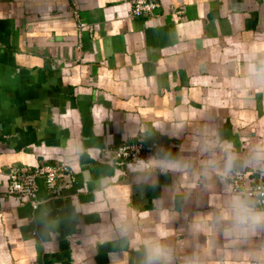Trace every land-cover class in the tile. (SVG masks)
<instances>
[{
  "label": "crops",
  "instance_id": "crops-1",
  "mask_svg": "<svg viewBox=\"0 0 264 264\" xmlns=\"http://www.w3.org/2000/svg\"><path fill=\"white\" fill-rule=\"evenodd\" d=\"M133 1L0 0V264H145L157 234L173 264H264V226L227 238L216 221L231 177L264 170V0L139 18ZM140 141L143 161L186 167L110 162ZM62 162L73 183L40 182L37 207L8 194L14 169Z\"/></svg>",
  "mask_w": 264,
  "mask_h": 264
},
{
  "label": "built area",
  "instance_id": "built-area-1",
  "mask_svg": "<svg viewBox=\"0 0 264 264\" xmlns=\"http://www.w3.org/2000/svg\"><path fill=\"white\" fill-rule=\"evenodd\" d=\"M158 7V0H134V17H142L152 12ZM0 128V139L2 137ZM151 146L137 142L133 144H124L117 148L109 149V160L115 166H124L138 163L143 160L146 150ZM73 177L70 166L66 162L57 164H44L37 168L14 169L9 175L8 194L15 196L25 202H30L34 207L38 205V192L40 182H43L46 188L53 193L60 188H67L73 183ZM234 191L247 190L252 194L257 206L264 204V170L251 173H236L231 177Z\"/></svg>",
  "mask_w": 264,
  "mask_h": 264
},
{
  "label": "clouds",
  "instance_id": "clouds-1",
  "mask_svg": "<svg viewBox=\"0 0 264 264\" xmlns=\"http://www.w3.org/2000/svg\"><path fill=\"white\" fill-rule=\"evenodd\" d=\"M253 71L264 74V65L253 68ZM264 158V148L257 150L256 159ZM235 162L234 154H229L225 160L222 175H227ZM214 164V162H212ZM138 170L151 173L159 168L161 171L180 170L186 165L178 159L162 156L160 159L150 158L147 162L141 160L136 165ZM227 195L216 216L218 224L223 226L224 236L227 238L251 237L256 234V229L264 226V204L256 206V201L247 190L233 192L225 189ZM145 252V264H173V251L163 242L159 234L147 236L139 242ZM264 258V249L259 253ZM186 264H203L202 259L196 254L186 259Z\"/></svg>",
  "mask_w": 264,
  "mask_h": 264
}]
</instances>
